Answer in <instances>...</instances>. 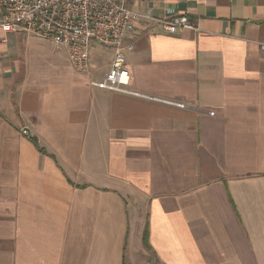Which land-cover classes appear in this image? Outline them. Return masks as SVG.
Segmentation results:
<instances>
[{"label":"crops","instance_id":"obj_1","mask_svg":"<svg viewBox=\"0 0 264 264\" xmlns=\"http://www.w3.org/2000/svg\"><path fill=\"white\" fill-rule=\"evenodd\" d=\"M131 9L194 25L126 38L128 89L183 108L0 30V264H264V0Z\"/></svg>","mask_w":264,"mask_h":264},{"label":"built area","instance_id":"obj_2","mask_svg":"<svg viewBox=\"0 0 264 264\" xmlns=\"http://www.w3.org/2000/svg\"><path fill=\"white\" fill-rule=\"evenodd\" d=\"M137 0H0V30L5 34H27L50 42L56 51H65L71 68L80 74L90 70V53L94 43L114 50L111 68L102 81L93 85L111 92L136 96L169 106L183 108L168 100L144 96L128 89L131 76L126 68L127 53L133 43L126 38L136 26L152 21L167 34L194 30L184 15L165 10L163 18L151 11L131 9Z\"/></svg>","mask_w":264,"mask_h":264},{"label":"rangeland","instance_id":"obj_3","mask_svg":"<svg viewBox=\"0 0 264 264\" xmlns=\"http://www.w3.org/2000/svg\"><path fill=\"white\" fill-rule=\"evenodd\" d=\"M96 54L101 57V60L103 62H105V60L109 57V54L107 52H105V48L103 46H101L97 43H94L93 48H92V57H95Z\"/></svg>","mask_w":264,"mask_h":264},{"label":"trees","instance_id":"obj_4","mask_svg":"<svg viewBox=\"0 0 264 264\" xmlns=\"http://www.w3.org/2000/svg\"><path fill=\"white\" fill-rule=\"evenodd\" d=\"M143 241H144V246L146 248H150V244H149V230H148V228H146V230L144 232Z\"/></svg>","mask_w":264,"mask_h":264},{"label":"water","instance_id":"obj_5","mask_svg":"<svg viewBox=\"0 0 264 264\" xmlns=\"http://www.w3.org/2000/svg\"><path fill=\"white\" fill-rule=\"evenodd\" d=\"M27 134H30L29 130H25Z\"/></svg>","mask_w":264,"mask_h":264}]
</instances>
